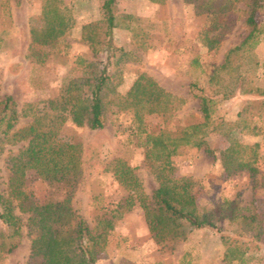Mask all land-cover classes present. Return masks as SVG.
<instances>
[{
  "label": "rangeland",
  "instance_id": "374dc122",
  "mask_svg": "<svg viewBox=\"0 0 264 264\" xmlns=\"http://www.w3.org/2000/svg\"><path fill=\"white\" fill-rule=\"evenodd\" d=\"M215 1L221 4L229 0ZM229 2L228 8L216 14L196 13L184 0L112 3L116 25L107 37L109 48L102 54L108 55L105 98L111 96L110 88L123 94L138 74L149 76L182 99L168 121L171 130L202 121L197 94L212 99L205 144L181 145L171 157V171L174 176L193 180L197 212H216L210 225L191 230L184 227L181 235L156 241L139 207L114 212L126 192L107 170L112 158L120 157L133 167L148 197L156 186L152 161L133 133L130 112L106 104L99 129L75 124L66 117L59 138L78 143L83 161L82 176L70 194L73 213L89 228L99 218L112 223L94 264H225L226 255L229 264H264V0H258L259 6L254 7L251 35L252 25L245 18L252 0ZM101 3L55 0L57 9L72 24L64 34L40 44L30 41V31L43 32L42 0H0V99L8 95L18 113L12 128L0 139L2 198L7 197L8 168L23 162L25 142L11 137L30 120L19 115L20 109L27 112L26 105L31 109L45 107L68 78L80 75L78 60L97 62L100 53L92 56L81 38L80 26L103 18ZM212 37L217 41L209 47ZM190 83L194 87L190 88ZM143 120L147 130L161 125L155 115ZM232 140L245 147L240 148L243 157L253 154L254 172H223L219 155ZM59 186L48 185L27 169L21 187L42 202L62 197ZM231 210L236 217L228 219ZM13 213L20 220V242L6 250L14 239L6 236L9 231L0 223V264H27L35 218L15 207ZM240 215L251 217V221ZM237 255L239 260L231 259Z\"/></svg>",
  "mask_w": 264,
  "mask_h": 264
},
{
  "label": "trees",
  "instance_id": "16d2710c",
  "mask_svg": "<svg viewBox=\"0 0 264 264\" xmlns=\"http://www.w3.org/2000/svg\"><path fill=\"white\" fill-rule=\"evenodd\" d=\"M184 1L191 3L196 13L208 11L216 14L230 6V0L222 1L221 4L215 0ZM113 2L114 0H102L103 18L80 26L81 38L92 56L100 53L97 62L78 60L80 75L68 78L61 85L57 96L46 101L45 107L31 109V105H26L29 109L27 112L21 108L19 115L29 116L30 120L11 134L14 140L25 142L22 150L23 162L8 168L7 197L2 198L0 195V223L9 231L6 236L14 239L6 249L10 250L16 246L20 236V220L13 213V208L19 213L34 216L36 227L35 233L29 239L27 264H94L97 254L103 250L106 230L111 228V220L99 218L89 228L73 213L70 194L83 173L81 148L78 143L61 140L59 130L66 117L75 124L84 123L90 129L101 128L103 108L108 103L130 112L133 133L138 136V144L152 161L151 174L156 183L148 197L143 192L133 167L120 157L112 158L107 170L116 185L126 192L114 212L120 214V210L139 207L147 230L156 241L179 236L184 227L191 230L210 225L211 219L215 218L213 212L216 211L197 212L192 192L193 180L189 176H174L171 171V157L178 152L181 145L200 147L205 144L203 138L212 111V99L201 93L197 94L202 121L171 130L167 128L168 121L182 99L164 90L149 76L138 74L123 94L110 88L108 91L111 96L105 98L104 92L108 86L105 65L108 55L102 54L105 47H108L107 37L116 25L115 17L111 13ZM54 3L55 0H42L40 15L44 23L43 32L35 33L31 30V42L46 44L64 34L72 24L71 19L57 9ZM258 4V0H252L245 18L252 25L248 35H251L254 28L252 14ZM216 41V37L208 39V46ZM191 62L196 60L192 59ZM189 87H194L193 83ZM147 115L158 116L161 125L147 130L143 120ZM17 117L18 113L10 97L6 95L0 99L1 140L12 128ZM240 148L245 147L232 140L220 152L219 161L225 174L242 169L254 172L255 169L251 166L253 154L243 157L244 153H240ZM27 169L33 170L48 185H60L62 197H48L38 202L25 194L21 186ZM235 217L232 210L227 214L228 219ZM239 217L251 221V217ZM224 257L225 264H229L227 255ZM232 258L239 257L237 255Z\"/></svg>",
  "mask_w": 264,
  "mask_h": 264
},
{
  "label": "crops",
  "instance_id": "0c3cea01",
  "mask_svg": "<svg viewBox=\"0 0 264 264\" xmlns=\"http://www.w3.org/2000/svg\"><path fill=\"white\" fill-rule=\"evenodd\" d=\"M19 242H20V240L18 239V242H17V244H18ZM17 244H16V245H17Z\"/></svg>",
  "mask_w": 264,
  "mask_h": 264
}]
</instances>
